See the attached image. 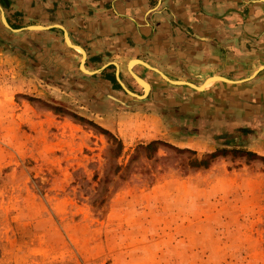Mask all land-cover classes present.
Segmentation results:
<instances>
[{
	"label": "rangeland",
	"instance_id": "rangeland-1",
	"mask_svg": "<svg viewBox=\"0 0 264 264\" xmlns=\"http://www.w3.org/2000/svg\"><path fill=\"white\" fill-rule=\"evenodd\" d=\"M22 37L0 13V264H264V86L249 101L243 86L254 77L235 76L196 123L159 105L161 143L138 149L149 142L109 131L123 146L116 156L88 115L98 99L79 95V62L69 94L44 63L50 54ZM107 97L138 105L127 93ZM41 110L59 129L38 126ZM244 126L251 133L232 134ZM210 153L207 168H194Z\"/></svg>",
	"mask_w": 264,
	"mask_h": 264
},
{
	"label": "crops",
	"instance_id": "crops-1",
	"mask_svg": "<svg viewBox=\"0 0 264 264\" xmlns=\"http://www.w3.org/2000/svg\"><path fill=\"white\" fill-rule=\"evenodd\" d=\"M0 13L9 25H3L6 31L31 40L34 52L50 54L44 63L59 74L61 79L56 84L62 83L69 94L74 91L69 86L76 74L73 63L79 62L80 67L81 53L78 59L79 49L66 44L65 34L72 45L85 51L82 66L92 74L80 73L79 95L98 99V107L86 106L88 115L97 117L99 124L124 144L164 138L159 105L169 109L179 105L185 119L191 117L194 123L195 117L201 121L215 109L212 103L221 93L228 96L229 87V82L215 80L198 91L162 81L157 72L140 63L134 62L129 68L132 60L145 62L170 80L195 86L212 76L233 83L238 75L254 77L243 86L249 101L252 94L263 91L264 0H0ZM130 71L149 85L146 93L134 78V83H129ZM85 83L103 86V91L84 90ZM121 84L145 97L133 96L138 104L133 108L124 109L126 106L117 99L112 103L107 94L126 93ZM37 115L41 129H59L52 111L41 110ZM236 131L251 133L245 126L232 134Z\"/></svg>",
	"mask_w": 264,
	"mask_h": 264
},
{
	"label": "water",
	"instance_id": "water-1",
	"mask_svg": "<svg viewBox=\"0 0 264 264\" xmlns=\"http://www.w3.org/2000/svg\"><path fill=\"white\" fill-rule=\"evenodd\" d=\"M1 20H2L3 25H5L7 28H9V25H8V23L6 22V20H5V18H4L3 15H1ZM28 28H29V29H40V28H42V27L30 26V27H28ZM12 30H14V29H12ZM65 42H66V44H67L68 46H70V47H75V48L79 49V51H80V53H81V64H80V69H81L83 72H85V73L92 74V72L85 70V69L83 68V66H82V63H83V61H84V59H85V56H86V55H85V51H84L81 47H77V46L72 45V44L69 42V40H68L66 34H65ZM131 62L140 63V64H142V65H144V66H146V67L152 69L153 71L157 72V73H158L163 79H165L166 81H168V82H170V83H173V84H183V85H188V86H190V87H192V88H194V89H196V90H198V91H201V90H202V86H195V85H193L192 83H189V82H186V81H174V80H170V79H168V78H167L162 72H160L158 69L149 66L148 64H146V63L143 62V61H140V60H132V61H130V63H131ZM130 74H131V76L137 81V83H139V84L144 88V91H145V93H146V92L149 90V88H148V84H147L144 80H142L139 76H137L135 73H133L132 71H130ZM208 79H212V81L220 80V81H225V82L233 83V81L228 80V79H226V78H223V77H221V76H212V77H209ZM121 85H122V84H121ZM122 87L124 88V90L126 91V93H128L129 95H132V96L137 97V98H139V99H142V98L145 97V94H144L143 96H139V95H136V94L132 93V92L129 91L128 89H126L123 85H122Z\"/></svg>",
	"mask_w": 264,
	"mask_h": 264
},
{
	"label": "trees",
	"instance_id": "trees-1",
	"mask_svg": "<svg viewBox=\"0 0 264 264\" xmlns=\"http://www.w3.org/2000/svg\"><path fill=\"white\" fill-rule=\"evenodd\" d=\"M102 131L105 132L114 141V144L112 143V146L110 147V151L113 152V154L115 153L116 156H118L121 153L122 148H123L121 141L119 139H116L109 131H107L105 129H102ZM159 143H161V142L160 141H151V142L147 143L146 145H139L138 149H144V150L155 149L157 144H159ZM247 154H250L251 156L257 157V155H255L254 153L248 152ZM214 157H215L214 153L207 154L205 156V158L202 160L196 159L193 162L194 163L193 166H194V168H198V167L207 168L209 166V163H210L209 160H207V159L209 158L212 161V159Z\"/></svg>",
	"mask_w": 264,
	"mask_h": 264
},
{
	"label": "bare ground",
	"instance_id": "bare-ground-1",
	"mask_svg": "<svg viewBox=\"0 0 264 264\" xmlns=\"http://www.w3.org/2000/svg\"><path fill=\"white\" fill-rule=\"evenodd\" d=\"M68 38V37H67ZM134 64V62H131L130 63V65H129V68H131V66ZM212 81V79H207L206 81H205V84L202 86V89L206 86V85H208L210 82ZM148 88H149V85H148Z\"/></svg>",
	"mask_w": 264,
	"mask_h": 264
}]
</instances>
